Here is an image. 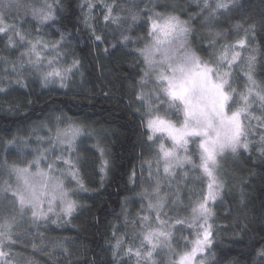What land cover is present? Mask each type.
Returning <instances> with one entry per match:
<instances>
[{"label": "trees", "instance_id": "trees-1", "mask_svg": "<svg viewBox=\"0 0 264 264\" xmlns=\"http://www.w3.org/2000/svg\"><path fill=\"white\" fill-rule=\"evenodd\" d=\"M45 2L54 5L55 19L37 29L31 8ZM240 2L243 9L217 15L212 27H207L208 10L202 13L204 0H59V3L56 0H22L23 6L19 9L23 17L22 30L38 35L49 44L60 42L64 63L70 64L76 58L80 66L66 82V88L58 84L43 88L29 70L22 76L27 86H21L16 79L22 63L27 69L26 58L21 60L24 47L19 44L16 48L8 47L7 38L0 36V87L5 89L0 91V187L14 180L5 161L9 165L24 166L34 159L36 150L44 147L38 138L54 135L56 118L60 117L82 127L72 157L80 161V174L89 190L77 191L74 196L80 206L70 224L32 223L30 213L23 219L17 216L11 226L15 243L3 249L8 253L6 259L10 264H130L124 253V235L136 227L133 222H138L142 213L141 189L146 182V162L151 160L150 142L145 135L146 107L134 94L139 91L138 82L145 66L142 57L135 55L133 50L144 47L149 12L175 14L188 21L192 28L191 47L202 59L213 61L214 54L219 53L222 46L233 44L244 36L245 28L254 25V31L248 35L257 54L253 76L257 85L264 87V0ZM89 3L91 10L87 6ZM209 3L214 5L216 0H209ZM105 4L117 5L113 14L121 17L119 24L105 23ZM133 14L138 16L135 21ZM16 22L21 25V21ZM238 23L242 25L240 30L235 28ZM91 26L95 27L96 34L105 37V43L99 47L93 39ZM217 32L221 34L216 36ZM122 34L130 38L129 43L121 42ZM13 64L16 72L12 71ZM245 70L239 63L232 69L230 82L236 89V102L241 101L240 93L247 92ZM152 82L153 77L149 78L145 94L151 91ZM4 101L12 105V110L3 107ZM250 111L257 118L264 113L259 102L253 103ZM177 116L182 119L179 113ZM245 123L252 125L249 139L253 150H241L235 157L229 153L222 160L219 172L225 187L211 205L216 235L213 246L205 253H212L206 264H217L220 260L223 264H264V256L260 255L264 249V156L257 147L260 136L264 135V126L251 117ZM59 126L65 127V124ZM14 138L15 143H9ZM100 148L109 160L103 184L99 173ZM63 149L58 145L54 150L48 148L46 156L48 154L51 160V154L54 156L57 150L66 156ZM189 182L199 192L186 189L180 200L186 195L187 207L177 200L175 213L179 217H188L206 186L200 176ZM2 196L0 194V199ZM4 215L6 213L0 211V222ZM117 239L122 244L114 257L112 249ZM65 240L70 242L58 243Z\"/></svg>", "mask_w": 264, "mask_h": 264}, {"label": "snow or ice", "instance_id": "snow-or-ice-1", "mask_svg": "<svg viewBox=\"0 0 264 264\" xmlns=\"http://www.w3.org/2000/svg\"><path fill=\"white\" fill-rule=\"evenodd\" d=\"M56 3H59V0H56ZM22 6V0H0V36L7 38L8 47L16 48L18 44L24 47L21 60L24 61L26 58L27 69L22 63L16 83L26 87L22 76L25 70H29L43 88H47L50 84H58L60 88H66V82L79 70V59L74 58L70 64L63 63L60 42L49 44L38 35L33 36L22 30L23 17L19 12ZM87 6L91 10L92 4L89 3ZM104 7L105 23L119 24L121 17L113 14L117 5L105 4ZM243 7L240 0H216L214 5L210 4L209 0H204L202 13L207 9L209 19L206 26L212 27V21L217 15ZM31 13L32 19L37 22V29L41 24L55 19V8L52 3L45 2L40 7H32ZM132 19L135 21L138 16L133 14ZM18 20L21 21V25L17 24ZM235 28L240 30L242 25L238 23ZM254 28V25H249L244 29V37L237 39L233 44L222 46L219 53L214 54L215 61H213L202 59L191 47L189 37L192 28L188 21L182 20L175 14L149 12L144 47L133 50L135 55L142 57L145 66L138 82L139 91L134 94L136 100L147 109L144 121L147 129L145 135L150 142L149 147L155 146L158 149L156 153L158 159L155 165L157 179L152 190L155 200L146 190L148 214H141L138 220L141 227L140 243L138 246L130 245L125 250V254L129 257H136L137 264H141V261L143 264H157L155 259L157 249L168 247L171 250L173 230L182 232L185 227L193 230L195 238L187 242L184 250L173 251L175 258L171 264H206L208 257L212 255L205 253L213 246L216 235L211 205L225 187L224 178L219 172L222 160L229 153L235 157L241 154V150L243 152L253 150L252 141L249 139L252 125L245 121L251 117L258 119L259 124L264 126V113L257 118L250 111L255 102H259L260 107L264 109V87L257 85L253 76L257 60L256 49L249 52L246 58L247 92L239 94L243 103L236 104L234 100L237 95L236 89L230 82L232 69L242 59V50L247 48L249 32L254 31ZM91 32L97 47L105 43V37L96 34L94 26H91ZM220 34L217 32L216 36ZM61 39L63 40V37ZM121 42L127 44L130 38L122 34ZM211 42L214 44L216 41L213 39ZM112 47L115 48L116 45L113 44ZM104 51L107 53L108 49L105 48ZM12 71H17L15 64ZM153 74L155 76L152 90L145 94V88ZM0 91L5 89L0 87ZM250 97L254 98L250 99ZM160 105H166L168 109L179 113L182 120L174 121L167 114L161 115ZM56 120L54 135L49 137L45 148L36 150L35 158L26 166L16 163L9 165L5 161L8 173L15 177L16 184L12 185L6 181L0 187V194H3L0 199L3 207H0V211L6 213L0 222V264H10L6 259L8 253L3 249L15 243L11 226L17 216L23 219L30 213L32 223L44 221L51 224H70L80 206L74 196L77 195V191L89 190L80 174L82 171L80 161L72 157L82 127L71 120H61L60 117ZM61 123L65 124V127H60ZM49 132H52L51 128ZM165 138L171 141V146L166 145ZM38 139L43 141V138ZM190 142L198 145V163L188 152ZM9 143H15V138ZM56 145L65 146L63 151L68 153L67 156L63 153L56 156V160L61 161L64 167L46 156L47 149L54 150ZM26 146L27 142H25ZM257 147L264 156V135L260 136ZM181 149L184 151L183 156L179 153ZM99 151L101 152L99 173L103 184L108 175L109 160L105 156L104 149L100 148ZM161 161L165 176H175L176 168L188 164L198 168L207 178V191L201 194V198L192 207L191 219L176 216L173 221V218L167 217L163 212L165 198L160 195L159 180ZM146 163L151 177L153 165L150 162ZM66 180L70 182L66 184ZM57 205L59 211L56 210ZM152 212H155V217L152 216ZM178 225L180 227H177ZM69 242L65 240L58 243ZM121 244L122 241L117 239L112 249L114 257L119 254ZM188 244L191 247H188ZM260 255L264 256V249L260 251ZM217 264H223V260L217 261Z\"/></svg>", "mask_w": 264, "mask_h": 264}, {"label": "rangeland", "instance_id": "rangeland-1", "mask_svg": "<svg viewBox=\"0 0 264 264\" xmlns=\"http://www.w3.org/2000/svg\"><path fill=\"white\" fill-rule=\"evenodd\" d=\"M248 41H249V43H248L247 48L245 50H242V59L237 62V63H239L241 68L244 70L248 69L247 59H246L248 53L251 52L253 49H255L254 43L251 40L250 36H248ZM157 59H159V54H157ZM61 61L64 63L62 56H61ZM6 69L8 70V68H6ZM245 72H246V70H245ZM154 76H155V74H153L152 77L154 78ZM152 84H153V82H152ZM241 103H242L241 101L236 102L237 105H239ZM3 104H4L3 107L5 109L12 110L13 107L11 104H9V102L4 101ZM160 108H161V113H160L161 115L167 114V116L170 119H173L174 121L178 120L177 113H175L173 110L168 109L166 105H160ZM146 111H147V109H146ZM181 118H182V116H181ZM180 120H182V119H180ZM50 136H52V135L48 134L47 137L43 138V141H42L44 143L43 148L46 147L47 140L49 139ZM192 139L194 140L195 138H192ZM165 143L167 146H171V141L168 140L167 138H165ZM60 146H63V145H58V147H60ZM63 147H65V146H63ZM150 149H151L150 163L153 165L152 176L151 177L149 176V169L147 168L146 174L144 177L146 182H145L143 188L141 189V193L143 195L142 213L141 214H148V211H147L148 199L145 198V191L146 190H147L148 195L152 196L153 200H155V194L153 193L152 190L155 187L156 179H157V177H156L157 169H156L155 165H156V162L158 159V157L156 155L158 149L155 146L150 147ZM47 152H48V150L46 151V153ZM188 152L192 155L193 160L198 163V161H199L198 145L196 143L190 142L188 144ZM53 153H54V156H53V154H51V160H56V156H59L60 154L58 153V150L53 152ZM179 153L181 156L184 155V151L182 149L179 150ZM65 154H66V156L68 155L67 152H65ZM47 158H48V154H47ZM57 162H60V161L56 160V163ZM27 164H25L24 166H26ZM60 166L64 167V165L62 163ZM147 166H148V164H147ZM175 172H176L175 176H170V177L165 176V174L163 172V162L162 161L160 162V169H159L160 195L165 198V204H164L163 212L167 214V217L173 218V221H174V218L177 216L175 213V207H176L175 203H177V200H178V203H182L183 207L188 206L187 201H186V199H187L186 195H185V198L183 199V201L180 200L181 196L184 194L186 189L188 188V191H196L197 190V193L199 192V189L192 182H189L192 178L196 179L199 176L201 178H204V181L206 182V186L204 188L203 193L207 191V178L202 174V172L198 168H194L191 165L185 164L184 167L176 168ZM57 175H59V174H57ZM66 181H65V183H67ZM15 184H16V179L14 177V180L12 181V185H15ZM46 207L47 206L45 205V208ZM56 210L59 211V205H57ZM188 213L189 214H188L187 218L185 216H183L181 218L191 219L192 218V208L189 210ZM152 216L155 217V212H152ZM53 217L54 216H52V218ZM37 222H44V221H37ZM153 226L154 227L156 226L154 222H153ZM177 227H180V226L178 225ZM140 231H141V227H140L139 223L137 222L136 227L133 228L131 231H128L126 233V235H124V253H125V250L127 249L128 246H130V245L138 246L139 245V243H140V239H139ZM194 238H195V234H194L193 230L190 228L185 227L182 232H177V231L173 230L171 250L168 247H163V248L157 249V251L155 253V259L157 261V264H171V262L175 258L173 255V251L184 250L187 242L194 239ZM188 247H191V245L188 244ZM126 256L129 259L130 264L131 263L137 264V259L135 256H131V257H129L128 255H126ZM141 264H143L142 261H141Z\"/></svg>", "mask_w": 264, "mask_h": 264}]
</instances>
